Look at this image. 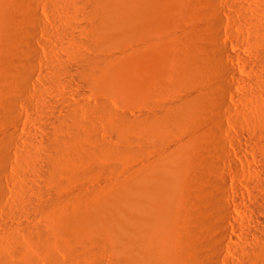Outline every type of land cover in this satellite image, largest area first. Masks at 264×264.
Listing matches in <instances>:
<instances>
[{"label":"rangeland","instance_id":"obj_1","mask_svg":"<svg viewBox=\"0 0 264 264\" xmlns=\"http://www.w3.org/2000/svg\"><path fill=\"white\" fill-rule=\"evenodd\" d=\"M66 1L12 0V7L7 11L2 8V1L0 3V61H2L0 65L6 60V54H11L13 56H9L14 58L15 64L17 62L16 65L23 61L21 64L24 63L25 66V61H28L27 64L34 65L33 68L36 70L35 76L30 81L31 83L28 82L27 87L22 85L25 76L22 77L18 74L21 80L17 81L18 84L16 82V86L21 87L22 85L24 88L18 87L17 89L14 85V89L11 90V93H7V96L4 94H6L5 89L10 77H4L2 72L4 80L0 81V91L1 93L4 91L0 94V103L8 101L7 98L11 101V97H13L12 102L14 98H17L14 106L10 102L13 108L9 102L5 104L10 105V108L4 105L2 109L4 103L2 107L0 105V119L3 120L0 121V158L4 160V162L0 161V171L2 172H0V181L3 180L0 182V255L3 252L6 255L8 251L9 255L13 254L10 249L14 248H10L12 247L10 244L11 238H15V241L20 239V242L17 241L15 244L13 241V247L17 245L18 248L15 249L20 250L21 248V252L25 251L21 254L17 250L18 255H11L18 261V264L20 262L22 264H27V262L28 264H75L76 261L80 264L87 262L89 264H115L119 262V254L114 248L116 240L130 237L135 239L134 242L138 249L127 261L129 263L125 261V264H184L187 248L191 244L185 227L184 204L185 196L191 195L195 199L194 211L204 221L203 224L207 220L206 224H213L216 219V222L223 221L221 217L217 218L220 209L228 211L227 213L233 219L229 224L224 221L221 223L227 228V233L232 237V240H223L227 260L221 261L220 259L219 264H264V258H261L264 257V223L260 222L264 221V91L259 89L264 85V74L260 75L263 73L264 67L261 66L263 63L258 57L259 55L261 57L260 53L264 51V47H260L255 40V29L257 25H260V21L264 22V0H218V3H214L212 0H108L109 17L107 20L101 19V21L94 18L91 14L92 9L87 7L90 11L87 10L88 13L82 2L73 3L78 0ZM209 6L219 8L224 12L223 22L219 27L217 26V32L212 27L214 21L211 20L212 18L206 10L210 9ZM204 8L208 15L203 10ZM29 10L30 13L27 15H31L30 19L29 17L28 19L21 18L26 20L21 21L22 23L18 22L20 16H27L26 13ZM80 10H84L85 13H81ZM22 11L28 12L22 13ZM202 11L204 12L201 13ZM208 16L211 19H208ZM15 17H17L16 21ZM93 20L96 25L99 23L98 26L105 29L106 41L103 40L102 43L96 45L87 42L86 44L89 46L85 44L84 40L81 42L83 45L76 43L82 38L83 31L81 30H85L84 27L87 28L90 24L94 25ZM27 33L30 36H35L34 39L36 38L35 45L34 43L32 45L33 50L36 51V58H34L35 55L32 57L33 55L26 51L24 45L26 37L22 36H26ZM78 34H81V37ZM76 35L78 36L76 37ZM67 42L71 45L69 46ZM222 44L226 45L229 55H223L221 59L215 60L216 64L213 62L215 67L211 65L212 67L208 69L202 65V57L213 58L214 53L217 56ZM67 47L70 50L73 48L72 53L66 49ZM2 49L3 52H1ZM75 51L78 54H75ZM25 55L26 57L23 58L22 56ZM75 55H85L93 60L100 58L106 61L107 66L102 76L96 79V82L93 81L94 85L93 82L83 78H79L83 81L77 80L75 73L77 64L73 60ZM16 56L22 58H15ZM259 59L261 62L258 61ZM218 60L221 61L218 62ZM257 61L260 62L262 69L258 66ZM16 65L18 70H22L21 74L25 75L23 74L24 66L20 68ZM219 65H224V68ZM225 68L231 69L233 72L229 76L231 93L226 98L228 107L217 108L215 103L211 102L217 95L212 94L217 93L218 87L215 85L220 81V72L226 70ZM210 73L214 74L210 75ZM257 76L262 78L263 82H260L263 85L260 83V86L251 84L254 83L253 78ZM259 77L256 78L258 81ZM243 86L246 89L242 88ZM176 100H179V105ZM184 101H193L196 109L194 118L188 123L175 126L166 124L167 117ZM212 105L216 108L211 107ZM73 107H76L80 112L79 115L81 114L80 120L82 119V121L80 122L88 123L86 126L78 122L79 115L76 119L77 111ZM103 107H105L104 111ZM5 110L14 111V113H10L13 116L8 111L3 113ZM68 110H70L69 114L72 110V114L75 116L69 117ZM63 112L67 118L69 117L68 119L65 117L66 120L63 117V120L67 121L70 118L74 120V117L77 120H74L76 122L74 124L70 119L67 124L70 125L71 122L78 127H74L77 128L74 132L83 137V139H79L78 144L80 145V142L82 144L83 141L85 143L86 140L90 142H86V145L83 143L82 146L77 144V148L79 150L90 148L88 150L92 151L93 158L96 156L97 159L94 158L96 160H94V168L86 166L84 168L78 162H73V165L65 164L62 167V173L59 174L61 177L52 178L48 174L43 175L41 171L46 169L43 161L48 159V153L45 152L41 139L45 137V132L50 129L52 124L62 120L61 117L65 116ZM93 112L95 113L93 114ZM194 120L198 123L195 124ZM73 125H70L72 130H74ZM80 128H83V133ZM85 137L87 138L85 139ZM89 137L90 139L94 138L95 142L89 141ZM132 147L133 150H137L132 152ZM125 148L130 149L128 151ZM36 152L38 153L36 154ZM212 160L213 162H211ZM30 161H32V166ZM77 163L80 167L77 166ZM70 165L77 166V169ZM207 166L209 169L206 168ZM37 168L38 170H36ZM70 169L73 173L77 170L81 172L73 174ZM107 170L111 171L108 173ZM87 171H91L89 175H87ZM38 172L40 173L38 174ZM211 172L212 174H210ZM36 173L37 175H34ZM205 174L210 176L206 185L203 184L204 187L206 186L204 191L206 194L201 191L202 187L194 185V188L191 184V181L202 178L206 176ZM211 177L215 179H211ZM209 185L216 186L214 192L213 186L211 189ZM222 187L226 191L224 195L220 194ZM42 191L46 194H42ZM197 193L198 195H196ZM211 196L213 199L209 198ZM52 199L57 201H52ZM43 201L46 202L45 204H50L51 201L53 206H56L53 209H56L53 210L50 207L52 205L48 204L49 208L45 206L48 210L44 207L46 211L43 210V213L41 210L43 206L40 205ZM207 201H210L214 206L218 204L221 208L217 209L218 205L214 208ZM196 205L198 206L196 207ZM211 207L217 212L213 211ZM38 208L41 211H36L39 210ZM56 210L60 212L57 213ZM199 210L200 212L204 211L200 213ZM209 217L210 219H208ZM27 225L30 227L28 228ZM205 227L203 228L204 232L209 228L207 226L205 229ZM25 228L26 230L31 228L36 232L38 230L37 239L35 236L29 235ZM144 230L147 232L143 233ZM211 230L209 229V234L213 233ZM63 231L65 232L63 233ZM84 231L93 233L98 242L94 240V242H88L92 243L91 246L86 242L82 244ZM73 232L75 233L73 234ZM13 233H17L16 236L14 234L12 237ZM69 233L72 234V237ZM39 234L43 237H40ZM183 234L188 236L184 235L181 238ZM107 235L109 238L106 239ZM44 238L49 241L47 242L48 247L45 245ZM72 238L74 241L78 240V243L76 241L74 243ZM98 239H102V241ZM104 239L107 243H103ZM54 240L56 243H53ZM200 240L205 242L201 244L203 248L211 251L212 245L210 244L212 243H208L209 238L201 237ZM173 241L174 243H172ZM257 246H262L260 248L263 251H261L262 255ZM90 249L94 251H88ZM253 250H259L255 254L263 260H259L258 256L257 259H253V256H256ZM2 256L4 254L0 256V263L3 264L5 261V263L17 264V261L8 255L4 256L5 258ZM23 256H26L25 261H22L25 259ZM28 256L32 258H29L32 263L27 261ZM50 256L53 257L50 258ZM7 257L8 261L10 259L13 261L6 262ZM152 258L154 259L152 260ZM78 262L76 264H79ZM122 263L124 264V262Z\"/></svg>","mask_w":264,"mask_h":264},{"label":"bare ground","instance_id":"obj_2","mask_svg":"<svg viewBox=\"0 0 264 264\" xmlns=\"http://www.w3.org/2000/svg\"><path fill=\"white\" fill-rule=\"evenodd\" d=\"M1 1H2V8L3 9H6V11L10 8V7H12L11 6V4L13 3L12 2V0H7V2H4V0H0V3H1ZM20 1H23V0H20ZM27 1V0H26ZM74 1V0H73ZM77 1V0H76ZM82 2L83 3V5L87 8H89V9H92V13L91 14H93V17L94 18H97V19H99L100 21H101V19L102 20H107L108 19V17H109V10L107 9V4H108V0H78V2H73V3H80V2ZM186 1V0H185ZM191 1V0H190ZM195 1V0H194ZM205 1V0H204ZM214 3L215 2H217L218 3V0H212ZM66 2H68V0L66 1ZM65 2V3H66ZM70 2V1H69ZM203 2V1H202ZM72 3V2H71ZM71 3H69V4H71ZM200 3V2H199ZM207 3V2H206ZM208 4H209V2H208ZM72 5H74V4H72ZM197 5V4H196ZM202 5H203V3H202ZM209 5H211V4H209ZM14 6V5H13ZM68 6V5H67ZM71 6V5H70ZM69 6V7H70ZM76 6H79V5H76ZM80 6H81V4H80ZM198 6V5H197ZM74 7H75V5H74ZM77 8V7H76ZM80 9H83V8H81V7H79ZM84 8L86 11L88 10L89 11V9L87 8ZM209 8L210 9H206L207 11H205V8L203 9L204 11H205V13L207 12L208 14H210L209 16H211V18H209V16H208V19H211V20H213L214 21V26H212V27H214V29H215V31L217 30V28L221 25V23L223 22V18H222V16L224 15V12L221 10V9H219V8H215V7H210L209 6ZM25 9V8H24ZM30 9V8H29ZM18 10V9H17ZM22 10V9H21ZM115 10V9H114ZM184 10V9H183ZM12 11V10H11ZM80 11H82L81 13H85V12H83L84 10H80ZM87 11V12H88ZM201 11V10H200ZM204 11H202L201 13H203ZM24 11H22V13H23ZM26 12H28V11H26ZM26 12H24V13H26ZM78 12H79V9H78ZM90 12V11H89ZM88 12V13H89ZM12 13V12H11ZM10 13V14H11ZM18 13H20V12H18ZM30 13V10H29V12L28 13H26V15L27 14H29ZM87 13V14H88ZM115 13V12H114ZM198 13V12H197ZM200 13V12H199ZM200 13V14H201ZM206 13V14H207ZM17 14V13H16ZM207 14V15H208ZM84 15V14H83ZM15 16V15H14ZM19 16V15H18ZM23 16V15H22ZM22 16H20V21H18V22H21V21H24V20H26V19H28V17H29V19H30V17H31V15L30 16H26L25 17V15L22 17ZM198 16V15H197ZM200 16H202V15H200ZM83 17V16H82ZM16 18L17 17H15V21H16ZM21 18H26V19H21ZM90 18H91V15H90ZM89 18V19H90ZM206 18V17H205ZM19 19V18H18ZM13 20V21H14ZM98 20V21H99ZM264 20V19H263ZM84 21H85V19H84ZM94 21L95 20H93V24L94 25H92V24H90V26H88L87 28L86 27H84L85 28V30H81V31H83L82 32V38H80V41L79 42H76V41H74V42H76V43H80L81 44V42H83L82 40H84L85 41V44L87 43V42H89V43H95V45L96 44H100V43H102L103 42V40L104 41H106L105 40V36H104V31H105V29H103V27H101V26H98V25H100L99 23L96 25L95 23H94ZM212 21V22H213ZM260 21V20H259ZM18 22H17V24H18ZM86 22H87V20H86ZM209 22V21H208ZM262 21H260L259 23H260V25H257V27H256V31H255V33H256V37H255V40H256V43L261 47V46H263L264 47V22L263 23H261ZM22 23V22H21ZM26 23H27V21H26ZM90 23H92V22H90ZM96 23H97V21H96ZM258 23V24H259ZM20 24V23H19ZM25 24V23H24ZM29 24V23H28ZM84 24H85V22H84ZM87 24V23H86ZM209 24V23H208ZM213 24V23H212ZM11 25V24H10ZM96 25V26H95ZM27 26V25H26ZM81 26V25H80ZM79 26V27H80ZM85 26H87V25H85ZM205 26H207V25H205ZM218 26V27H217ZM19 27V26H18ZM29 27V26H28ZM83 27V26H82ZM81 27V28H82ZM184 27V26H183ZM200 27V26H199ZM80 28V29H81ZM190 28V27H189ZM198 28V27H197ZM211 28V27H210ZM7 29V28H6ZM77 29V28H76ZM200 29H203V28H200ZM214 29H213V31H214ZM13 31V30H12ZM76 31V30H75ZM80 31V32H81ZM189 31V30H188ZM218 31V30H217ZM216 31V32H217ZM108 32V31H107ZM110 32V31H109ZM201 32V31H200ZM210 32V31H209ZM26 33V32H25ZM30 33V32H29ZM29 33H27L26 34V36L24 35V36H22L21 34V36L24 38V37H26L25 39H24V45H25V48H26V51L30 54V55H33L32 57H34V55L36 54L35 52V50H33V43H34V40L36 39H34V37L33 36H30V34L32 33V31H31V33L29 34ZM75 33V32H74ZM197 33H198V31H197ZM208 33V32H207ZM211 33H212V28H211ZM29 34V35H28ZM176 34V33H175ZM200 34V33H199ZM12 35V34H11ZM80 37H81V34H78ZM78 35H76V37L78 36ZM177 35V34H176ZM193 35H195V34H193ZM210 35V34H209ZM19 36V35H18ZM18 36H17V38H18ZM20 36V39H22V37ZM71 36V35H70ZM213 36V35H212ZM11 37V36H10ZM13 37V36H12ZM75 37V36H74ZM75 37V38H76ZM107 37V36H106ZM211 37V36H210ZM71 38H72V36H71ZM70 38V39H71ZM84 38V39H83ZM194 38V37H193ZM212 38V37H211ZM70 39H68L69 41H70ZM73 39V38H72ZM11 40V39H10ZM67 40V41H68ZM75 40V39H74ZM208 40H211V39H208ZM254 40V41H255ZM21 41V40H20ZM188 41V40H187ZM8 42V41H7ZM36 42V41H35ZM72 42V41H71ZM69 42H67V44H68ZM73 43V42H72ZM75 43V44H76ZM106 43V42H105ZM112 43V42H111ZM255 43V44H256ZM74 44V43H73ZM72 44V45H73ZM210 44V43H209ZM34 45H35V43H34ZM71 44L69 43V46H70ZM81 45H83V44H81ZM87 45V44H86ZM201 45V44H200ZM204 45V44H203ZM2 46V45H1ZM15 46H17V45H15ZM19 46V45H18ZM77 46V45H76ZM87 46H89V45H87ZM198 46V45H197ZM211 46V45H210ZM254 46V45H253ZM9 47V46H8ZM73 47V46H72ZM82 47V46H81ZM180 47V46H179ZM208 47H209V45H208ZM220 47H221V45H220ZM24 48V47H23ZM35 48V47H34ZM73 48H75V47H73ZM73 48L70 50V49H68V47L66 48V49H68V51H72L73 50ZM89 48V47H88ZM189 48V47H188ZM211 48H212V46H211ZM218 48V47H217ZM10 49V48H9ZM78 49V48H77ZM206 49V48H205ZM216 49V48H215ZM22 50V49H21ZM80 50V49H79ZM202 50V49H201ZM211 50V49H210ZM16 51H17V49H16ZM25 51V52H26ZM197 51V50H196ZM1 52H3V49H2V51ZM25 52H23V53H25ZM74 52V51H73ZM79 52V51H78ZM80 52H81V50H80ZM83 52V51H82ZM212 52V51H211ZM214 52V51H213ZM260 52V51H259ZM263 53H264V51H262ZM260 53L261 54V57H260V55L258 56L259 58H261V61H262V63H263V65H261L262 67H264V54L263 53ZM12 53H13V51H12ZM14 53H16V52H14ZM22 53V54H23ZM68 53V52H67ZM72 53V52H71ZM77 53V51H75V54ZM218 53V55L216 56L215 55V53L212 55V57L213 58H206V57H202V59H201V63H202V65H204L205 67H207L208 69L210 68V67H212V66H214L213 65V62L215 63V60H217L218 58L219 59H221V57L223 56V55H229V51H228V49H227V47H226V45H223L222 44V47L219 49V51L217 52ZM26 54V53H25ZM69 54V53H68ZM78 54V53H77ZM205 54V53H204ZM259 54V53H258ZM9 55H11V54H9ZM8 54H6V60L2 63V65H0V81L1 80H4L3 79V77H2V72H3V75H4V77L6 76V77H10V78H8L9 80H8V83H7V87H6V89H5V91H6V94H4V95H6L7 96V93H11V90H13L14 89V87L16 86V82L17 81H19V79L21 80V77H19V75L20 76H22V77H24V80H23V84H22V81L20 82L22 85H24L25 87H27V85H28V82H30L32 79H33V77L35 76V68H33V67H35L34 65L33 66H30V65H28V64H30V63H28L27 64V62L28 61H25V63H26V65L24 66V63H23V65L21 64V63H19L18 65H16L17 64V62H16V64H15V61L11 58L13 55H11V57L9 56ZM15 55H18V54H15ZM14 55V56H15ZM24 55V54H23ZM27 55V54H26ZM26 55L25 56H22L23 58L24 57H26ZM30 55H28V56H30ZM71 55V54H70ZM70 55H68V56H70ZM36 56L37 55H35V57L34 58H36ZM196 56V55H195ZM210 56V55H209ZM5 57V56H4ZM19 57V59H21L22 57H20V56H16L15 58H18ZM30 58H31V56H30ZM72 58V57H71ZM73 60H75L76 61V66H75V62H74V66L75 67H77V69L74 67V70L76 69L77 70V72H76V70H75V73H76V75H77V80H79V81H83V80H80L79 78H83L84 80L86 79L87 81H91V82H93V81H95L96 82V79H99L101 76H102V74H103V72H104V69L106 68V66H107V63H106V61L105 60H102V59H100V58H96V60H93V59H90L89 57H85V55L84 56H80V55H75V56H73ZM95 59V58H94ZM194 59V58H193ZM258 59V58H257ZM16 60V59H15ZM17 61V60H16ZM221 60H218V62H220ZM258 61H260V59L258 60ZM257 61V63H258V66L260 67V62H258ZM0 62H2V61H0ZM217 62V61H216ZM182 63V62H181ZM22 65L21 67H23L24 66V68H25V72H23V74H25V75H22L21 74V72H22V70L20 69V70H18L17 68L18 67H15V65L16 66H19V65ZM216 64V63H215ZM212 65V66H211ZM192 66V65H191ZM220 67L222 66V65H219ZM218 66V67H219ZM224 66V65H223ZM222 66V67H223ZM20 67V66H19ZM20 67V68H21ZM72 67H73V65H72ZM189 67V66H188ZM215 67V66H214ZM192 68V67H191ZM194 68V67H193ZM224 68V67H223ZM261 68V67H260ZM16 69L18 70V72L20 71V73H18L17 71H16ZM218 69V68H217ZM226 69V68H225ZM262 69V68H261ZM206 70V69H205ZM220 70V69H219ZM24 71V70H23ZM262 71H263V73L262 72H260V73H262V74H260L261 76H263V74H264V69H262ZM5 72V73H4ZM210 72H211V70H210ZM74 73V74H75ZM204 73V72H203ZM209 73V72H208ZM221 73V74H220ZM219 74H220V81H218V83L215 85V87L217 86L218 87V91H217V93L216 94H212V95H217L216 97H215V100H212L211 102H214V103H212V104H214V105H216V107L217 108H223V107H228V105H227V101H226V98H227V96L231 93V85H230V83H229V76H231L232 75V70L231 69H226V70H224L223 72H220ZM19 74V75H18ZM214 74V73H213ZM212 73H210V75H213ZM76 75H75V77H76ZM216 75V74H215ZM215 75H214V77H215ZM259 75V76H260ZM18 76V77H17ZM79 76V77H78ZM218 76V75H217ZM259 76H257V77H259ZM214 77H213V79H214ZM257 77H254L253 78V82L254 83H251V84H262L263 85V83H261L260 81H262L263 82V80H262V78L260 79V77L258 78V79H260L259 81L256 79ZM215 78H217V77H215ZM74 79H76V78H74ZM210 79V78H209ZM263 79H264V76H263ZM217 80H219V79H217ZM166 81V80H165ZM214 81V80H213ZM215 81H216V79H215ZM251 81H252V79H251ZM205 82V81H204ZM211 82V81H210ZM1 83V82H0ZM31 83V82H30ZM86 83H89V82H86ZM207 83V82H206ZM215 83V82H214ZM17 84H18V82H17ZM91 84V83H90ZM212 84V83H211ZM260 84H259V86H260ZM15 85V86H14ZM21 85V87H23ZM93 85H94V82H93ZM187 85V84H186ZM204 85V84H203ZM206 85V84H205ZM208 85V84H207ZM252 85V86H253ZM89 86V85H88ZM1 87V86H0ZM4 87V86H3ZM2 87V88H3ZM17 87V86H16ZM19 87V86H18ZM18 87H17V89H18ZM21 87H19V88H21ZM205 87V86H204ZM203 87V88H204ZM251 87V86H250ZM257 87V90H259L260 88L264 91V85L262 86V87H259V89H258V86H256ZM24 88V87H23ZM242 88H245L246 89V87H242ZM252 88V87H251ZM4 89V88H3ZM253 89V88H252ZM260 89V90H261ZM2 90V89H1ZM20 90V89H19ZM24 90H26V89H24ZM254 90H255V88H254ZM22 91H23V89H22ZM184 91V90H183ZM246 91V90H245ZM250 91V90H249ZM256 91V90H255ZM4 92V91H3ZM2 92V93H3ZM15 92H16V90H15ZM18 93H20L19 91H17ZM27 92V91H26ZM25 92V93H26ZM179 92H182V91H179ZM247 92V91H246ZM258 92H260V91H258ZM1 93V91H0V94H2ZM13 93H14V91H13ZM214 93H215V91H214ZM264 93V92H263ZM21 94V93H20ZM20 94H18V95H16V96H18V97H20ZM253 94H254V92H253ZM257 94H259V93H257ZM262 94V93H261ZM11 96H13V94H10ZM10 95H8V96H10ZM179 95V94H178ZM256 95V94H255ZM5 96V98H7ZM10 96V97H11ZM2 97V96H1ZM212 98H214V97H212ZM211 98V99H212ZM17 99V98H16ZM15 98H14V101L12 102V100H13V97H11V101L9 100V98H7V100L8 101H4L3 103L1 102L0 103V105H1V107H2V104H3V107H2V109L4 108V105H7V104H5L6 102L8 103L9 102V104H10V102H12L13 103V106H14V104H16V103H14L15 102V100H16ZM4 100H6V99H4ZM185 100V99H184ZM179 101V100H178ZM178 101L176 100V103L178 104ZM173 104H175V103H173ZM180 104V103H179ZM178 104V105H179ZM211 104V103H210ZM11 105V107L13 108V106H12V104H10ZM9 105V106H10ZM8 105H7V107L8 108H10ZM154 106V105H153ZM171 106H173V105H171ZM170 106V107H171ZM211 107H215V106H211ZM215 107V108H216ZM7 108V109H8ZM11 108V109H12ZM74 108V107H73ZM88 108V107H87ZM104 108L105 107H103V111H104ZM214 108V109H215ZM75 109V111H77V109H76V107L74 108ZM82 109V108H81ZM80 109V110H81ZM12 110H14V109H12ZM79 110V111H80ZM96 110V109H95ZM94 110V111H95ZM98 110V109H97ZM101 110V109H100ZM196 109H195V106H194V103H193V101H184L181 105H180V107L179 108H177V109H175V110H173L172 112H171V115L169 116V117H167V119H166V124L168 123V124H171V126H175V125H179V124H183V123H188V122H190L191 121V119H193L194 118V115H196L195 114V111ZM200 110V109H199ZM3 111V110H2ZM6 111H8V110H5L3 113H5ZM66 111V110H65ZM86 111V110H85ZM92 111V110H91ZM216 111H218V110H216ZM215 111V112H216ZM9 112V111H8ZM13 113H14V111H12ZM12 112H9V114L10 113H12ZM69 112H70V110H68V114H69ZM78 112V111H77ZM77 112H76V119H78L77 117H78V115H79V113L80 112H78V114H77ZM83 112V111H82ZM64 113V112H63ZM95 112H93V114H94ZM109 113V112H108ZM202 113V112H201ZM2 114V113H1ZM65 114V113H64ZM97 114V113H96ZM200 114V113H199ZM2 115H4V114H2ZM5 115H7V114H5ZM11 116H13L12 114H10ZM71 115H73V116H75V114H72V110H71V113L69 114V117H72ZM81 115V114H80ZM80 115H79V121L78 122H80V121H82V119L80 120ZM152 115V114H151ZM154 115V114H153ZM158 115V114H157ZM61 116V115H60ZM10 117V116H9ZM63 117H64V119H65V117L67 118V116H66V114H65V116H62L61 118H62V120L61 121H59L58 120V122L56 123L55 122V124H52V126L50 127V125H49V127H50V129H48L46 132H45V137H43V139H41L42 141V145H43V148H44V150H45V152L46 153H48L47 154V157H48V159H46L45 160V162L43 161V163H44V166H45V170H43L42 168H40V169H42L41 171L43 172V175L45 174H48V175H50V177H52V178H55V177H61V175H59V174H61L62 172V167L63 166H65V164H72L73 162H78L81 166H84V168H85V166L86 167H91V168H94V165H95V163H94V158H96V156L93 158V154H92V151L90 152L89 150H90V148H86V149H83V150H79L78 148H77V144H78V142H79V139L80 138H82L83 139V137H80V135H79V133L77 134V133H75L74 131L78 128L77 126H74L73 125V123L74 124H76V122H74V120H76L75 119V117L73 118L74 120H72L71 118V120L73 121V123H71L70 122V125L72 124L73 125V128L74 127H77L76 129L74 128V130H72V126H70V125H68L67 124V121H70V119L69 120H67V121H65V120H63ZM68 117V118H69ZM197 117V116H196ZM6 118H8V117H6ZM60 118V117H59ZM67 118V119H68ZM148 118V117H147ZM154 118V117H153ZM5 119V118H4ZM98 119V118H97ZM150 119V118H149ZM204 119V118H203ZM57 120V119H56ZM55 120V121H56ZM92 120V119H91ZM96 120V119H95ZM198 120V119H197ZM0 121H3V120H1L0 119ZM6 121V120H5ZM77 121V120H76ZM146 121V120H145ZM161 121V120H160ZM195 121V120H194ZM89 122V121H88ZM98 123H100L99 121H97ZM143 122H144V119H143ZM142 122V123H143ZM149 122V121H148ZM164 122H165V120H164ZM50 123V122H49ZM69 123V122H68ZM82 125H84V126H86L87 124H83L82 122H80ZM95 123V122H94ZM195 124H197L198 123V121L196 122H194ZM1 124H3V123H1ZM144 124V123H143ZM147 124V123H146ZM191 124V123H190ZM48 125V124H47ZM78 125H80L79 123H78ZM92 125V124H91ZM90 125V126H91ZM133 125V124H132ZM136 125H138L137 123H136ZM192 125V124H191ZM194 125V124H193ZM89 126V125H88ZM94 126V125H93ZM6 127V126H5ZM45 128H46V126H44ZM135 127V126H134ZM163 127V126H162ZM184 127V126H183ZM44 128V129H45ZM84 128V127H83ZM83 128L81 129L80 128V130L82 131L83 130ZM86 128V127H85ZM170 128V127H169ZM91 129V128H90ZM151 129V128H150ZM160 129V128H159ZM161 130V129H160ZM168 130V129H167ZM88 131V130H87ZM78 132H79V130H78ZM86 132V131H85ZM150 132H152L151 130H150ZM154 132V131H153ZM47 133V134H46ZM81 133H83V131L81 132ZM80 133V134H81ZM160 133V132H159ZM88 134V133H87ZM157 134V133H156ZM161 134V133H160ZM91 135V134H90ZM152 135V134H151ZM155 135V134H154ZM172 135H173V132H172ZM85 136V135H84ZM96 136V135H95ZM40 138H41V136H39ZM88 137V136H87ZM87 137H85V139L87 138ZM92 137V136H91ZM128 137V136H127ZM134 138V137H133ZM132 138V139H133ZM39 139V138H38ZM89 139V141L90 140H93V143L95 142V140H94V138L93 139H90V137L88 138ZM80 141H82V140H80ZM4 142V141H3ZM38 142H40V141H38ZM86 142H88L87 140H86ZM85 142V143H86ZM132 142H134V141H132ZM137 142V141H136ZM6 143V142H5ZM4 143V144H5ZM83 143H84V141H83ZM82 143V144H83ZM84 143V144H85ZM88 143H90V142H88ZM92 143V144H93ZM202 143H203V141H202ZM82 144H81V142H80V145L82 146ZM101 144V143H100ZM99 144V145H100ZM33 145V144H32ZM41 145V146H42ZM79 145V144H78ZM79 145V146H80ZM86 145V144H85ZM88 145V147H89V144H87ZM103 145H105V144H103ZM3 146V145H2ZM9 146V145H8ZM40 146V147H41ZM210 146V145H209ZM6 147V146H5ZM34 147V146H33ZM84 147V146H83ZM98 147V146H97ZM104 147V146H103ZM136 147V146H135ZM134 147V148H135ZM202 147V146H201ZM205 147H206V144H205ZM35 148V147H34ZM128 148V147H127ZM140 148V147H139ZM207 148H208V145H207ZM2 149H3V147H2ZM39 149V148H38ZM89 149V150H88ZM98 149V148H97ZM102 149V148H101ZM126 149V148H125ZM130 149V148H129ZM129 149H126V150H128L129 151ZM5 150V149H4ZM28 150H30V149H28ZM35 150V149H34ZM41 150V149H40ZM43 150V151H44ZM132 152H134V151H136L135 149L133 150V147H132ZM139 150V149H138ZM32 151V150H31ZM36 151V150H35ZM98 151V150H97ZM198 151V150H197ZM196 151V152H197ZM204 151V150H203ZM212 151V150H211ZM211 151H209V152H211ZM29 152V151H28ZM44 152V153H45ZM127 152V151H126ZM194 152V151H193ZM38 152H36V154H37ZM130 153H131V151H130ZM195 153V152H194ZM201 153V152H200ZM1 154V153H0ZM27 154V153H26ZM102 154V153H101ZM134 154V153H133ZM39 155H40V153H39ZM44 155V154H43ZM195 155V154H194ZM203 155H205L204 154V152H203ZM210 155H212V154H210ZM1 156V155H0ZM97 156H99V155H97ZM43 157V156H42ZM135 157V156H134ZM205 157V156H204ZM204 157H203V160H204ZM30 158H31V156H30ZM34 158V157H33ZM36 158H38V157H36ZM101 158V157H100ZM125 158V157H124ZM132 158V157H131ZM195 158V157H194ZM26 159H28V158H26ZM97 159V158H96ZM127 159V158H126ZM197 159V158H196ZM199 159V158H198ZM6 160H7V158H6ZM31 160V159H30ZM34 160H36V159H34ZM39 160V159H38ZM41 160H43V159H41ZM0 161H3L4 162V160L2 159L1 160V158H0ZM29 160H27V162H28ZM37 161V160H36ZM96 161V160H95ZM200 161V160H199ZM208 161H210V160H208ZM207 161V162H208ZM2 162V163H3ZM6 162V161H5ZM24 162V161H23ZM31 163V166H32V161H30ZM34 162V161H33ZM97 162H99V161H97ZM122 162V161H121ZM198 162V161H197ZM204 162V161H203ZM211 162H213V160L211 161ZM29 163V162H28ZM36 163V162H35ZM42 163V162H41ZM78 163H77V166L78 167H80L79 165H78ZM202 163V162H201ZM205 163H206V161H205ZM209 163V162H208ZM39 164V163H38ZM100 164V163H99ZM194 164V163H193ZM207 164V163H206ZM213 164H215V163H213ZM1 165V164H0ZM34 165V164H33ZM40 165H43V164H40ZM73 165V164H72ZM72 165H70L71 167H72ZM198 165V164H197ZM208 165V164H207ZM210 165H212L211 163H210ZM75 166V165H74ZM72 167V168H75V169H77V166H75V167ZM99 166V165H98ZM103 166V165H102ZM108 166V165H107ZM120 166V165H119ZM118 166V167H119ZM122 166H123V164H122ZM30 167V166H29ZM37 167H39V165H37ZM69 167V166H68ZM96 167V166H95ZM201 167V166H200ZM211 167V166H210ZM213 167V166H212ZM31 168V167H30ZM83 168V167H82ZM83 168V169H84ZM87 168V169H88ZM99 168V167H98ZM97 168V169H98ZM197 168V167H196ZM206 168H208V166L206 167ZM0 169H1V167H0ZM32 169V168H31ZM82 169V170H83ZM96 169V170H97ZM102 169V168H101ZM117 169V168H116ZM189 169V168H188ZM209 169V168H208ZM214 169V168H213ZM36 170H38V168L36 169ZM71 170V169H70ZM74 170V169H73ZM84 170H86V169H84ZM91 170V169H90ZM94 170V169H93ZM99 170V169H98ZM190 170V169H189ZM203 170V169H202ZM35 171V170H34ZM33 171V172H34ZM40 171V172H41ZM109 171H111V170H107V172L109 173ZM210 171V170H209ZM1 172V171H0ZM37 172V171H36ZM40 172H38V174L40 173ZM41 172V173H42ZM68 172V171H67ZM71 172L73 173V171L71 170ZM77 172H81V171H78L77 170ZM77 172H75L74 171V173H77ZM89 172H91V171H89ZM89 172L87 171L86 173H88L87 175H89ZM104 172V171H103ZM200 172V171H199ZM207 172H208V170H207ZM206 172V173H207ZM213 172V171H212ZM212 172L210 173V174H212ZM2 173V172H1ZM65 173V172H64ZM63 173V174H64ZM70 173V172H69ZM73 173V174H74ZM188 173V172H187ZM197 173V172H196ZM202 173V172H201ZM200 173V174H201ZM62 174V175H63ZM72 174V175H73ZM92 174V173H91ZM208 174V173H207ZM207 174H205L206 176H204V177H200V178H197V179H194L193 181H191V184L193 185V187H194V185H198V186H200V187H202L201 189V191L203 192V193H205L204 191L206 190V186L204 187V183H205V185H206V183L209 181V178H210V176H208ZM34 175H37V173L36 174H34ZM42 175V174H41ZM42 175V176H43ZM198 175V174H197ZM39 176V175H38ZM41 176V177H42ZM65 176V175H64ZM67 176L69 177V175L67 174ZM195 176V175H194ZM214 176V175H213ZM0 177H1V175H0ZM37 177V176H36ZM40 177V176H39ZM48 177V176H47ZM71 177H73V176H71ZM214 177H217V176H214ZM214 177H211V179L212 178H214ZM38 178V177H37ZM44 178V177H43ZM46 178V177H45ZM49 178V177H48ZM192 178V177H191ZM51 179V178H50ZM69 179V178H68ZM215 179V178H214ZM213 179V180H214ZM42 180V179H41ZM213 180H212V183H213ZM3 181V180H2ZM2 181H0V182H2ZM56 181V180H55ZM63 182H64V180H62ZM189 181H190V179H189ZM50 182V181H49ZM58 182V181H57ZM60 182V181H59ZM215 182V181H214ZM49 184V183H48ZM55 184V183H54ZM57 184V183H56ZM215 184H216V182H215ZM214 185V184H213ZM212 185V186H213ZM225 185V184H224ZM197 186V187H198ZM212 186H210L209 185V187L211 188ZM221 186V185H220ZM192 187V186H191ZM196 187V188H197ZM214 187H216V186H213L212 188H214ZM223 187H225V186H223ZM221 188V192H220V194H223L224 195V193L226 192L225 191V189L224 188ZM195 188V187H194ZM211 188V189H212ZM117 189V188H116ZM210 190V189H209ZM214 190H215V188L213 189V192H214ZM211 191V190H210ZM218 191H220L219 189H218ZM218 191H216V192H218ZM43 192V191H42ZM88 192V191H87ZM187 192H188V190H187ZM201 192V193H202ZM207 192V191H206ZM212 192V194H214ZM84 193V192H83ZM185 193V192H184ZM200 193V194H201ZM219 193V192H218ZM38 194H40V193H38ZM42 194H46V193H42ZM194 194V193H193ZM199 194V195H200ZM206 194V193H205ZM216 194V193H215ZM41 195V194H40ZM77 195V194H76ZM196 195H198V193L196 194ZM202 195V194H201ZM43 196V195H42ZM41 196V197H42ZM49 196V195H48ZM185 196V195H184ZM207 196H210V195H207ZM88 197V196H87ZM86 197V198H87ZM186 197V199H185V204H184V213H185V227H186V232L188 233V235H189V238H188V240L191 242V244L188 246V248L186 247V246H184V247H186L187 249H188V251H187V256H186V261L184 262V264H219L220 262H219V260L221 259V261L222 260H227V257L225 256V253H224V245H223V240L225 241V239H228L229 241L230 240H232V237H230V235H229V233H227V228H225V226H224V224H221V223H223V221L225 222V223H230V221L231 220H233L231 217H230V214L229 213H227L225 210H222V209H220L221 207H220V205H218L217 203H218V201L216 202V204L218 205H216L215 203V205L217 206V209H218V207H219V209L220 210H218V216L219 217H217V218H220L221 217V220H223V221H221L220 222V220H218L217 222H216V220H215V222L213 223V224H206L207 223V221H205L206 223L205 224H203V222L204 221H202L201 219H200V216L197 214V213H195V211H194V198L191 196V195H187V196H185ZM184 197V198H185ZM202 197V196H201ZM52 198V197H51ZM54 198V197H53ZM133 198V197H132ZM209 198H211V199H213L212 198V196L211 197H209ZM209 198H207V199H209ZM50 199V198H49ZM76 199V198H75ZM89 199V198H88ZM138 199V198H137ZM202 199V198H201ZM40 200V199H39ZM47 200V199H46ZM45 200V201H46ZM53 200H56V199H52V201ZM69 200V199H68ZM41 201V200H40ZM48 201V200H47ZM57 201V200H56ZM87 201V200H86ZM211 201V200H210ZM210 201H207V202H209L210 203ZM67 202V201H66ZM90 202V201H89ZM92 202V201H91ZM211 202H214L213 200L211 201ZM46 203V202H45ZM44 203V201H43V203H41L40 205L41 206H43V209L41 208V210H42V212L44 213V211L43 210H45L44 209V207L45 206H47L48 204H45ZM56 203V202H55ZM85 203V202H84ZM83 203V204H84ZM208 203V204H209ZM42 204H44V205H42ZM50 204L52 205V206H50ZM50 204H49V206L50 207H52V209H53V207H56V206H53V203L50 201ZM60 204V203H59ZM64 204H65V202H64ZM81 204V203H80ZM203 204H204V202H203ZM210 204H212V203H210ZM39 205V206H40ZM55 205H57V203L55 204ZM70 205V204H69ZM199 205V204H198ZM198 205H196V207L198 206ZM205 205V204H204ZM213 205V204H212ZM223 206H224V203L222 204ZM49 206H47V208H49ZM202 206V205H201ZM214 206V205H213ZM216 206H214V208L216 207ZM70 207V206H69ZM120 207V206H119ZM207 207V206H206ZM210 207V206H209ZM46 208V207H45ZM46 208V210H48ZM60 208V207H59ZM200 208V207H199ZM211 208H213V207H211ZM213 208V211L215 210ZM226 208V207H225ZM39 209V208H38ZM51 209V210H52ZM54 209H56V208H54ZM53 209V210H54ZM77 209V208H76ZM83 209H84V207H83ZM181 209V208H180ZM40 209L39 210H36V211H41ZM45 210V211H46ZM58 210V209H57ZM56 210V211H57ZM226 210H227V208H226ZM204 211V210H203ZM203 211H201V212H203ZM211 211V210H210ZM216 211V210H215ZM41 212V213H42ZM49 212H50V210H49ZM58 212H60V211H57V213ZM198 212V211H197ZM199 212H200V210H199ZM200 212V213H201ZM207 212V211H206ZM205 212V213H206ZM217 212V211H216ZM215 212V213H216ZM54 212L52 211V214H53ZM71 213V212H70ZM69 213V214H70ZM76 213V212H75ZM181 213H183V212H181ZM214 213V214H215ZM36 214H37V212H36ZM51 214V213H50ZM60 214H62V213H60ZM169 214H171V213H169ZM217 214V213H216ZM38 215H40V214H38ZM54 215V214H53ZM64 215H66V214H64ZM129 215V214H128ZM148 215V214H147ZM203 216H204V214H202ZM48 217H49V215H47ZM59 216V215H58ZM70 216V215H69ZM216 216V215H215ZM42 217V216H41ZM52 218H54L53 216H51ZM50 217V218H51ZM61 217V216H60ZM67 217V216H66ZM164 217V216H163ZM43 218H45V217H43ZM59 218V217H58ZM69 218V217H68ZM180 218H181V216H180ZM57 219V218H56ZM208 219H210V217L208 218ZM44 220V219H43ZM52 220V219H51ZM53 220H55V219H53ZM157 220H158V218H157ZM157 220H155V221H157ZM58 221V220H57ZM161 221V220H160ZM159 221V222H160ZM212 221H214V220H212ZM212 221H211V223H212ZM209 222H210V220H209ZM261 223H264V221H260ZM57 223V222H56ZM106 223V222H105ZM155 223V222H154ZM158 223V222H157ZM156 223V224H157ZM153 224V223H152ZM128 225V224H127ZM193 225H195L194 226V228H192V226ZM204 225V226H203ZM205 225H206V227H205ZM28 226V225H27ZM49 226V225H48ZM70 226V225H69ZM154 226V225H153ZM207 226L209 227V228H207ZM26 227V226H25ZM30 226H28V228H29ZM37 227V226H36ZM40 227V226H39ZM42 227V226H41ZM64 227V226H63ZM72 227H74V226H72ZM147 227V226H146ZM155 227V226H154ZM183 227V226H182ZM205 227V229L207 228V231H203V228ZM27 228V227H26ZM26 228H25V230H26ZM55 228V227H54ZM65 228H67V227H65ZM148 228V227H147ZM23 229V228H22ZM43 229V228H42ZM194 229H196V230H194ZM204 229V230H205ZM209 229L211 230V232L213 231V233L212 234H209L210 233V231H209ZM86 230V229H85ZM96 230V229H95ZM109 230V229H108ZM148 230V229H147ZM147 230H144L143 231V233L146 231L147 232ZM179 230H181V229H179ZM179 230H177V231H179ZM28 233H29V235H32V236H35V238L37 239V233L39 232L38 230H37V232L35 231V230H31V228L30 229H28V230H26ZM49 231H51L50 229H49ZM69 231V230H68ZM70 231H71V229H70ZM69 231V232H70ZM73 231H74V229H73ZM82 231H83V229H82ZM97 231V230H96ZM100 231H101V229H100ZM176 231V232H177ZM65 231H63V233H64ZM75 232H76V230H75ZM75 232H73V234L75 233ZM79 232V231H78ZM85 233H84V241H82V244H83V242H86V244L88 243V242H91V241H97V240H95L97 237L93 234V233H90V232H86V231H84ZM102 232H103V230H102ZM49 233V232H48ZM66 233H67V231H66ZM100 234H101V232H99ZM186 233V234H187ZM14 234H15V236H16V234L17 233H13V235H12V237L14 236ZM25 234V233H24ZM58 235H59V233H57ZM56 234V236H58ZM77 234H79V233H77ZM186 234H183L182 236H181V238L184 236V235H186ZM10 235V236H11ZM26 235H27V233H26ZM29 235H28V237H29ZM40 235V237L42 236L43 237V235H41V234H39ZM44 235H46V234H44ZM67 235V234H66ZM69 235L71 236L72 234L71 233H69ZM98 235V234H97ZM102 235V234H101ZM140 235H141V233H140ZM143 235V234H142ZM188 235H186V236H188ZM22 236V235H21ZM31 236V237H32ZM50 236V235H49ZM52 236H53V234H52ZM70 236H68V237H70ZM105 236V235H104ZM104 236H102V237H104ZM208 237L209 238V240H208V243L209 242H211L212 244H210V245H212V249H211V251H208L207 250V248L206 249H204L203 248V245H201L202 244V242H201V240H200V238L201 237ZM18 238H19V236H17ZM27 237V238H28ZM39 237V236H38ZM61 237H63L62 236V234H61ZM72 237V236H71ZM99 237H100V235H99ZM171 237V236H170ZM10 238V237H9ZM47 238H48V236H47ZM50 238H51V236H50ZM54 238V237H53ZM59 238V237H58ZM73 238H74V235H73ZM72 238V239H73ZM107 238H109L108 237V235L106 236V239ZM136 238V237H135ZM139 238V237H138ZM180 238V239H181ZM31 239H33V238H31ZM40 239V238H39ZM43 239V238H42ZM45 240H46V242H45V245H47V247H48V244H47V242H49L46 238H44ZM52 239V238H51ZM57 239V238H56ZM62 239H64V238H62ZM76 239H79V238H77L76 237ZM106 239H104L105 241H103V243L104 242H106ZM170 239V238H169ZM174 239V238H173ZM11 240H12V242L13 241H15L16 239L15 238H11ZM10 240V241H11ZM20 240V239H19ZM19 240H17V241H19ZM45 240H42V241H45ZM69 240V239H68ZM99 240V239H98ZM109 241H110V239H108ZM107 240V241H108ZM135 240V239H134ZM134 240L132 239V238H118L117 240H116V243H115V251L119 254L118 256H119V258H118V260H119V264H123L122 262H124V264H125V261L127 262V261H129L131 258H132V256H133V254L135 253V252H137V246L135 245V242H134ZM205 240V239H204ZM17 241H15V242H13V243H15L16 244V242ZM32 241V240H31ZM33 241H35V240H33ZM41 241V242H42ZM73 241H74V239H73ZM76 241V240H75ZM75 241H74V243H75ZM93 241V242H94ZM99 241H102V239L101 240H99ZM114 241V240H113ZM178 241V240H177ZM206 241V240H205ZM12 242H11V246L12 247H10V248H14V249H10V250H12V253L13 254H8L9 253V251L8 252H6V255H8V257H11V255H13L14 256V254L15 255H18V251H20L21 250V248H20V250H18V249H15V248H18V246L17 245H15L14 247H13V244H12ZM20 242V241H19ZM24 242V241H23ZM38 242V241H37ZM52 242V241H51ZM63 242V241H62ZM77 243H78V240L76 241ZM98 242V241H97ZM9 243V242H8ZM32 243V242H31ZM30 243V244H31ZM40 243V242H39ZM44 243V242H43ZM53 243H56L55 242V240H54V242ZM58 243V242H57ZM67 243V242H66ZM70 243H71V241H70ZM80 244H81V242H79ZM100 243V242H99ZM102 243V242H101ZM107 243V242H106ZM172 243H174V241L172 242ZM186 243V242H185ZM205 242H203V244H204ZM18 244V243H17ZM22 244V243H21ZM30 244H28V245H30ZM50 244V243H49ZM73 244V243H72ZM85 244V243H84ZM91 244L92 243H88V245H90L91 246ZM180 244V243H179ZM22 245H24V244H22ZM21 245V246H22ZM37 245V244H36ZM74 245V244H73ZM107 245V244H106ZM182 245V244H181ZM186 245V244H185ZM206 245V244H205ZM209 245V244H208ZM207 245V246H208ZM210 245H209V248H210ZM38 246V245H37ZM40 246V245H39ZM43 246H44V244H43ZM65 246V245H64ZM81 246H83V245H81ZM84 246H86V245H84ZM104 246V245H103ZM109 246V245H108ZM177 246V245H176ZM94 247V246H93ZM106 247V246H105ZM172 247V246H171ZM204 247H206V246H204ZM262 247V246H261ZM260 246H257V249L259 248H261ZM25 248V247H24ZM39 248V247H38ZM45 248V247H44ZM75 248V247H74ZM87 248V247H86ZM112 248V247H111ZM164 248V247H163ZM180 248V247H179ZM182 248V247H181ZM208 248V249H209ZM48 249V248H47ZM50 249H51V247H50ZM49 249V250H50ZM53 249V248H52ZM68 249V248H67ZM81 249H82V247H81ZM80 249V250H81ZM154 249V248H153ZM174 249V248H173ZM175 249H177V248H175ZM256 249V248H255ZM9 250V249H8ZM18 250V251H17ZM28 250V249H27ZM103 250V249H102ZM178 250V249H177ZM210 250V249H209ZM263 250H264V247H263ZM24 250H22V252H23ZM77 251V250H76ZM75 251V252H76ZM79 251V250H78ZM88 251H94V250H88ZM104 251V250H103ZM159 251V250H158ZM255 250H253V253L255 254L256 253V251H257V253L259 252V250H256L255 252H254ZM262 250L260 249V254L262 255V252H261ZM21 252V251H20ZM22 252H21V254H22ZM25 252V251H24ZM29 252V251H28ZM28 252H27V254H28ZM47 252V251H46ZM98 252V251H97ZM96 252V253H97ZM109 252H111V251H109ZM168 252V251H167ZM166 252V253H167ZM175 252V251H174ZM10 253H11V251H10ZM30 253V252H29ZM87 253V252H86ZM85 253V254H86ZM93 253V252H92ZM104 253V252H103ZM158 253V252H157ZM161 253V252H160ZM170 253L172 254V252L170 251ZM176 253V252H175ZM178 253V252H177ZM256 253V254H257ZM2 254H4V256H6L5 255V253L3 252ZM1 254V255H2ZM20 254V253H19ZM27 254H26V256H27ZM46 254V253H45ZM70 254V253H69ZM88 254H90V253H88ZM87 254V255H88ZM174 254V253H173ZM253 254V255H254ZM255 254V255H256ZM259 254V255H260ZM0 255V256H1ZM30 255V254H29ZM32 255V254H31ZM48 255H50V254H48ZM47 255V256H48ZM84 255V254H83ZM86 255V256H87ZM99 255V254H98ZM165 255V254H164ZM164 255H162V256H164ZM168 255H170V254H168ZM184 255V254H183ZM252 255V254H251ZM252 255V256H253ZM4 256H2V257H4ZM26 256L24 257L25 259L24 260H22V261H25L26 260ZM72 256V255H71ZM80 256V255H79ZM157 256V255H156ZM155 256V257H156ZM174 256V255H173ZM185 256V255H184ZM258 255H256V256H253V259L254 258H258L259 257V260L261 259V258H264V257H261L260 258V256H258ZM264 256V255H263ZM8 257L6 258V260L8 259ZM53 256H50V258H52ZM77 257V256H76ZM75 257V258H76ZM92 257V256H91ZM100 257H101V255H100ZM100 257H99V259H100ZM178 257V256H177ZM5 258V257H4ZM11 258H13V257H11ZM16 258V257H15ZM19 258V257H18ZM29 258L30 259H32L31 257H29L28 256V258H27V261H29L30 262V260H29ZM35 258V257H34ZM151 258V257H150ZM165 258V257H164ZM174 258V257H173ZM1 259V258H0ZM3 259V258H2ZM14 259V258H13ZM13 259H10L9 261H13ZM17 259V258H16ZM76 259H78V258H76ZM86 260H87V258H85ZM89 259V258H88ZM154 258H152V260H153ZM169 259V258H168ZM181 259V258H180ZM179 259V260H180ZM252 259V260H253ZM255 259V260H256ZM5 260V259H4ZM15 260V259H14ZM33 260H35V259H33ZM33 260H31V261H33ZM74 260V259H73ZM98 260V259H97ZM115 260H117V259H115ZM185 260V259H184ZM261 260H263V259H261ZM8 260L6 261V262H9ZM15 261H17V260H15ZM75 261V260H74ZM81 261V260H80ZM156 261H157V259H156ZM158 261H161V260H158ZM168 261V260H167ZM180 261H182V260H180ZM34 262V261H33ZM76 262H78V261H76ZM76 262H75V264H76ZM82 263H83V261H81ZM152 262V261H151ZM154 262V261H153ZM165 262V261H164ZM173 262H174V259H173ZM260 262V261H259ZM13 263V262H12ZM17 264H18V261L16 262ZM30 263H32V262H30ZM37 263V262H36ZM79 263V262H78ZM98 263V262H97ZM118 263H115V264H118ZM127 263H129V262H127ZM159 263V262H158ZM161 263V262H160ZM169 263V262H168ZM178 263V262H177ZM253 263V262H252ZM0 264H2V262L0 263ZM3 264H9V263H5V261H4V263ZM20 264H22V262H20ZM23 264H25V263H23ZM27 264H28V262H27ZM33 264V263H32ZM64 264H66V263H64ZM71 264V263H70ZM74 264V263H73ZM80 264V263H79ZM85 264H89L88 262L87 263H85ZM94 264V263H93ZM99 264V263H98ZM113 264V263H112ZM133 264V263H132ZM155 264H157V263H155ZM165 264V263H164ZM167 264V263H166ZM258 264H260V263H258Z\"/></svg>","mask_w":264,"mask_h":264}]
</instances>
